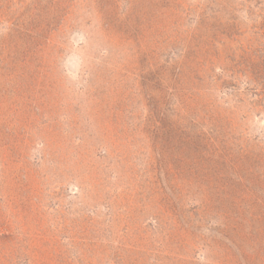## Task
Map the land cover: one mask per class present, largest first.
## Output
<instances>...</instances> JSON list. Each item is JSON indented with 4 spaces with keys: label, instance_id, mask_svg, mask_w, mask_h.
Listing matches in <instances>:
<instances>
[{
    "label": "rangeland",
    "instance_id": "rangeland-1",
    "mask_svg": "<svg viewBox=\"0 0 264 264\" xmlns=\"http://www.w3.org/2000/svg\"><path fill=\"white\" fill-rule=\"evenodd\" d=\"M0 264H264V0H0Z\"/></svg>",
    "mask_w": 264,
    "mask_h": 264
}]
</instances>
